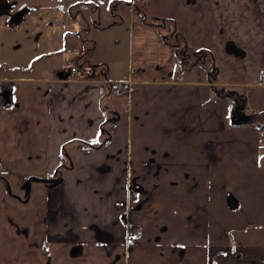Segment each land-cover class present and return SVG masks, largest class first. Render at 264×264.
<instances>
[{
  "label": "crops",
  "instance_id": "crops-1",
  "mask_svg": "<svg viewBox=\"0 0 264 264\" xmlns=\"http://www.w3.org/2000/svg\"><path fill=\"white\" fill-rule=\"evenodd\" d=\"M124 2L0 0V38L11 43L0 60L22 56L23 43L29 58L42 54L43 41L20 30L23 10ZM143 6L93 30L96 37L83 35L76 53L51 52L59 62L46 58L12 75L0 65V85L11 91V104L0 102V161L10 172L0 176V264H264V228L253 220L264 198L242 188L264 177V142L215 91H236L244 114L264 122V0ZM13 8L16 21L2 24ZM157 19L171 20L192 49L183 68L162 40L171 29L144 22ZM113 31L124 32L122 58L113 56ZM70 63L95 66V79H70ZM214 65L218 82L208 79ZM104 80L124 81L122 98ZM213 196L223 224L241 217L232 212L237 199L253 223L212 230Z\"/></svg>",
  "mask_w": 264,
  "mask_h": 264
},
{
  "label": "rangeland",
  "instance_id": "rangeland-1",
  "mask_svg": "<svg viewBox=\"0 0 264 264\" xmlns=\"http://www.w3.org/2000/svg\"><path fill=\"white\" fill-rule=\"evenodd\" d=\"M145 1L146 0L139 2L136 5H133L132 7L128 6V8H124L119 5L98 3L95 5H86L85 8H77L72 4L68 3H63L60 7H52L50 4H38L36 5L37 7L31 8L28 11L23 10L21 13H19V15L17 13L20 10L16 11L17 9L15 10L13 8V11L11 13H8L9 16L1 21L2 24L4 22L12 23L15 20L16 15L21 16L20 21L22 24L20 30L22 31V33L27 35L28 41L31 38L36 40H34V42H39L40 39L41 41H43L41 44L42 48L40 46V48L37 50V53L41 52L42 54L34 55L33 58H29L27 52H29L30 49L29 47H24L23 43L21 50L22 56H20L19 53L16 51L14 53V56L8 57L7 60H0V65L2 66V69H4V72H6V74L12 75L20 74V72H27L26 67L28 65L33 66L34 64H36V62L41 64L42 61H44L46 58H48L50 61L59 62V56L54 57L52 56L51 52L56 55L61 50L69 49V52L76 53V51L79 50V48H77V40L79 38L81 39L83 35H90L91 37H96V32H94L93 30H97L99 28L102 29L109 26L111 19H113V24H117L123 19L129 20V17L135 16V12L138 10V8L144 7L143 5ZM123 33L121 31H113V52L116 51L113 53V56H118L119 58H122L124 54H126V40H124ZM49 38H52V43L48 47H45V41ZM0 40V51L3 50L4 52H9L8 48L11 43H6L4 41V36H1ZM17 45V42L14 41L12 43L11 48L15 49ZM26 54L27 56H25ZM18 56H20V58H18ZM79 65L90 66L83 63ZM68 66H70V64ZM103 68H105L103 64L99 66V70ZM245 181L246 182H244L245 184L242 188L245 189L247 193L250 191L256 192L258 189L262 193L264 198V177L261 179V177H257L256 175L250 177L249 179H246ZM215 186L216 185H214L213 187ZM215 188L214 190L216 191ZM223 189H225L224 186H219L218 190L219 192H221V194H223ZM229 192L235 194L236 190H232V188H230L228 190V193ZM237 201H241L239 207L238 209L232 211L234 212L235 217H237L238 215L241 216L239 219H237V223L243 226L247 225L248 222L253 223V221H251L252 219L250 218V214L244 209V204L242 200L237 199ZM260 205L262 209L261 217H257L253 220L256 222L258 221L257 223L260 225V227L264 228V199L262 201V204L260 203ZM211 215V228L212 230L214 229L215 232H217L218 230L224 232L226 228L237 226V223L236 225H232L234 223L223 224L221 222V219H219L220 211L214 196Z\"/></svg>",
  "mask_w": 264,
  "mask_h": 264
},
{
  "label": "trees",
  "instance_id": "trees-1",
  "mask_svg": "<svg viewBox=\"0 0 264 264\" xmlns=\"http://www.w3.org/2000/svg\"><path fill=\"white\" fill-rule=\"evenodd\" d=\"M89 4H92V3H85L84 8L86 5H89ZM129 4L130 2L129 3L124 2L122 4V7L128 8ZM113 5H119V4L115 3ZM56 6L60 7L61 5L58 3ZM138 13H139V17H142L141 11H138ZM144 22L147 24H151V25L153 24V26H156L157 28H160V29H164V26L166 28H170L171 30L169 32L167 31L165 34L162 33V40L167 46L173 49L177 63L179 64L181 68H183V65L188 64L189 58H190L189 51H191L192 49H190V47L187 46L181 34L176 31L175 24L171 20L157 19L155 23L151 21L148 22L146 20H144ZM181 43L182 45L183 44L184 45L182 46ZM202 52H208V51L204 49H200L196 51L195 53L200 54ZM217 73H218L217 68L214 65V67L211 69V71L208 74V79L212 82H218L219 79H217ZM4 84L5 83H1L0 85L1 87L0 88V102L2 104L9 105L11 104V91L9 87L8 89L5 88ZM215 91L217 92L219 96L231 98L230 117L232 118L233 116L238 115L242 118L243 116V118L245 119L244 123H252L254 126H256L260 130L261 139L264 142V122H263L262 116L255 111H252L248 113L247 115L244 114L245 98L239 95L236 91L227 90L222 87H215ZM88 148H91V146H83V147L79 146V149L81 150L88 149ZM133 197L135 196L134 194L131 193V198Z\"/></svg>",
  "mask_w": 264,
  "mask_h": 264
},
{
  "label": "built area",
  "instance_id": "built-area-1",
  "mask_svg": "<svg viewBox=\"0 0 264 264\" xmlns=\"http://www.w3.org/2000/svg\"><path fill=\"white\" fill-rule=\"evenodd\" d=\"M144 0H130V6L136 5ZM69 78L76 81H87L94 80L97 74L95 66H83L79 64L70 63L67 68ZM110 87L109 93L113 98H120L125 94L126 84L124 81L111 82L108 80L101 81ZM260 82L264 84V72L260 77ZM10 174L9 170L4 163L0 161V176H8ZM138 229L136 227H129V234L136 235Z\"/></svg>",
  "mask_w": 264,
  "mask_h": 264
}]
</instances>
